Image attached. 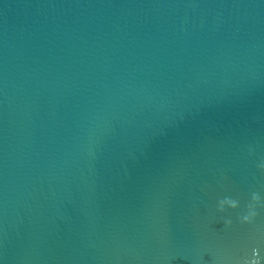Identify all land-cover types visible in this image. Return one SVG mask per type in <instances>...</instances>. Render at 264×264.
Returning a JSON list of instances; mask_svg holds the SVG:
<instances>
[{
    "label": "water",
    "instance_id": "water-1",
    "mask_svg": "<svg viewBox=\"0 0 264 264\" xmlns=\"http://www.w3.org/2000/svg\"><path fill=\"white\" fill-rule=\"evenodd\" d=\"M0 264H264V0H0Z\"/></svg>",
    "mask_w": 264,
    "mask_h": 264
},
{
    "label": "clouds",
    "instance_id": "clouds-1",
    "mask_svg": "<svg viewBox=\"0 0 264 264\" xmlns=\"http://www.w3.org/2000/svg\"><path fill=\"white\" fill-rule=\"evenodd\" d=\"M254 200L259 202L260 201V197L259 196H255ZM226 207L235 209V208L239 207V203H238V201L231 200V199L222 200L220 202V211H224ZM253 215H255V213H253ZM250 219H251V217H245V220H250Z\"/></svg>",
    "mask_w": 264,
    "mask_h": 264
}]
</instances>
